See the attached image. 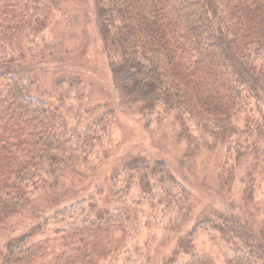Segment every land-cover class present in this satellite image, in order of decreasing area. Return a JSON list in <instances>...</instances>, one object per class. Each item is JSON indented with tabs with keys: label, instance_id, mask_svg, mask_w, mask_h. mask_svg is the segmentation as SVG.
I'll return each mask as SVG.
<instances>
[{
	"label": "trees",
	"instance_id": "obj_1",
	"mask_svg": "<svg viewBox=\"0 0 264 264\" xmlns=\"http://www.w3.org/2000/svg\"><path fill=\"white\" fill-rule=\"evenodd\" d=\"M55 1L0 0V225L15 217L23 222L39 219L26 232L1 228L0 264H149L148 254L140 261L139 238L123 242L112 254L101 229L108 236L107 228L125 237L138 234L132 225L138 216L127 207L136 185L140 197L131 199L135 212L148 205L151 215L163 205L176 229L188 224L196 197L158 158L122 160L119 167L97 175L91 160L102 139L97 130L106 128L112 105L80 129L79 122L67 121L53 106L26 64L27 50L35 61V43L47 45L44 24L50 15L43 13ZM94 8L101 50L121 72V88L128 96L153 107L169 104L180 116L197 117L211 134H243L238 113L253 100L264 103V0H95ZM55 82L60 100L80 85L76 78ZM259 132L261 140L263 130ZM256 148L261 153L253 157L252 168L264 157V146ZM237 156L240 160L245 155ZM247 176L250 186L244 195L252 199L257 181L252 171ZM69 181L87 182L82 198L69 195L72 201L64 205L35 206L45 201L46 191ZM71 184L64 189L69 192ZM99 199L112 206L103 207ZM200 229L218 233V241L228 246L226 264H264V220L255 230L233 209L214 210L187 225L188 243ZM50 232L54 237L36 240ZM182 248L165 264H207L197 253L178 262Z\"/></svg>",
	"mask_w": 264,
	"mask_h": 264
},
{
	"label": "rangeland",
	"instance_id": "obj_2",
	"mask_svg": "<svg viewBox=\"0 0 264 264\" xmlns=\"http://www.w3.org/2000/svg\"><path fill=\"white\" fill-rule=\"evenodd\" d=\"M94 1L56 0L49 4L43 13L50 15L44 24L47 45L35 43V52L38 54L35 61L30 58L31 51L27 50L26 64H31L40 90L48 91L53 106L67 121L73 124L79 122L80 129L85 126V122L105 110L104 106L112 105V113L108 114L105 121L106 128L97 130L102 139L100 145L94 148L91 159L98 166L97 175L109 173L119 167L122 160L129 162L137 157L161 159L196 197L192 216L188 220L189 227L209 216V212L219 210L229 213L233 209L242 221L258 229L264 220V157L257 167L250 166L256 162L253 157L261 153L258 151L256 154L257 145L264 146V103L253 100L247 109L238 113L237 123L243 134L236 136L234 131L224 135L211 134L210 127L199 126L201 122L197 117L190 118L187 113L180 116L175 108L171 110V106L168 107L169 104L164 102L153 107L151 103H142L128 96L121 88V72L110 66L101 50ZM59 77L66 81L74 78L80 80L79 87L72 89L69 96L62 100L61 88L56 82L54 84V80ZM64 87H68V82ZM145 109L151 110L145 112ZM260 130H263L261 140L258 138ZM240 152L245 156L238 160ZM250 171L254 174L253 181H257L252 199L244 195L250 186L247 176ZM69 184L68 192L64 188H68ZM69 184L64 182L56 190L46 191L45 201L37 202L35 206L46 209L48 202L55 206L64 205L72 201L69 195L77 198L84 196L86 181H72ZM121 184L119 182L118 185ZM106 185L109 186L107 182ZM65 191L68 194L65 195ZM130 192L127 207L130 206L129 212L138 216L137 221L132 223L138 227V234L133 235V238L125 237L116 229L112 231L107 228L111 232L108 236L105 228H102L99 235L107 242L106 248H110L112 254L119 250L118 246L122 247L123 242L131 244L132 240L139 238L143 255L141 262L146 261L148 254L149 264H165L173 255L172 252L183 247L176 256L180 263L197 253L207 258V264H226L224 252L228 246L218 241V233L200 229L193 236V241L188 243V224L176 229L171 213L162 212L163 205L153 210L151 215L149 211L152 210L148 205L135 212L136 206L131 199L140 197L139 185ZM99 201L105 208L112 206V202L108 206L105 199ZM149 215L151 218L146 220ZM15 220L18 225L21 224L20 227L14 226ZM30 221L23 222L20 217L10 218L0 225V230L3 226L8 229L13 226L15 233L26 232L36 222L33 219ZM1 233L0 237L4 235ZM48 235L54 237L50 232L37 236L36 240ZM163 237L167 239L163 240Z\"/></svg>",
	"mask_w": 264,
	"mask_h": 264
}]
</instances>
